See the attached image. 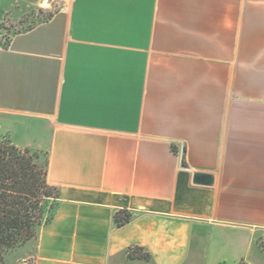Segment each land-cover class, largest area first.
Wrapping results in <instances>:
<instances>
[{
	"label": "crops",
	"instance_id": "0c3cea01",
	"mask_svg": "<svg viewBox=\"0 0 264 264\" xmlns=\"http://www.w3.org/2000/svg\"><path fill=\"white\" fill-rule=\"evenodd\" d=\"M47 1L0 44V112L61 191L34 264H264V0Z\"/></svg>",
	"mask_w": 264,
	"mask_h": 264
},
{
	"label": "trees",
	"instance_id": "16d2710c",
	"mask_svg": "<svg viewBox=\"0 0 264 264\" xmlns=\"http://www.w3.org/2000/svg\"><path fill=\"white\" fill-rule=\"evenodd\" d=\"M48 166L49 152L43 163L39 152L0 142V259L37 242L41 228L53 220L61 191L48 183ZM133 219L124 210L115 215L118 228Z\"/></svg>",
	"mask_w": 264,
	"mask_h": 264
},
{
	"label": "rangeland",
	"instance_id": "374dc122",
	"mask_svg": "<svg viewBox=\"0 0 264 264\" xmlns=\"http://www.w3.org/2000/svg\"><path fill=\"white\" fill-rule=\"evenodd\" d=\"M25 0H16L17 9ZM32 12L21 19H15L13 11H7L0 25V44L7 45L18 32L33 26L35 23L48 19L53 13L49 1H32ZM17 12V11H16ZM29 122V121H28ZM27 118L0 112V142L9 141L19 148H28L39 152L41 162H45L48 153V134L44 127L29 124ZM25 146V147H24ZM27 146V147H26ZM260 248L264 251V234L258 239ZM37 242H31L23 248L12 251L0 259V264H34Z\"/></svg>",
	"mask_w": 264,
	"mask_h": 264
},
{
	"label": "water",
	"instance_id": "95a60500",
	"mask_svg": "<svg viewBox=\"0 0 264 264\" xmlns=\"http://www.w3.org/2000/svg\"><path fill=\"white\" fill-rule=\"evenodd\" d=\"M194 183L200 185H212L213 177L211 175L195 173L194 175Z\"/></svg>",
	"mask_w": 264,
	"mask_h": 264
},
{
	"label": "built area",
	"instance_id": "2783aa9c",
	"mask_svg": "<svg viewBox=\"0 0 264 264\" xmlns=\"http://www.w3.org/2000/svg\"><path fill=\"white\" fill-rule=\"evenodd\" d=\"M241 264H245V263H241Z\"/></svg>",
	"mask_w": 264,
	"mask_h": 264
}]
</instances>
